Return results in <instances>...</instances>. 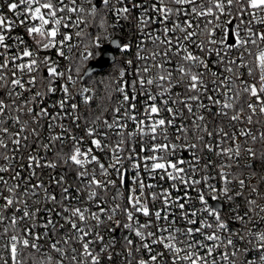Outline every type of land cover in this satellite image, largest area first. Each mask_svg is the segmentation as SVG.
<instances>
[{
    "label": "snow or ice",
    "instance_id": "6c2138e0",
    "mask_svg": "<svg viewBox=\"0 0 264 264\" xmlns=\"http://www.w3.org/2000/svg\"><path fill=\"white\" fill-rule=\"evenodd\" d=\"M0 264H264V0H0Z\"/></svg>",
    "mask_w": 264,
    "mask_h": 264
},
{
    "label": "water",
    "instance_id": "95a60500",
    "mask_svg": "<svg viewBox=\"0 0 264 264\" xmlns=\"http://www.w3.org/2000/svg\"><path fill=\"white\" fill-rule=\"evenodd\" d=\"M112 56H113V53H109V54L106 55L103 52L102 55L96 61H92L91 62V63L97 64V67L93 68L92 72L96 73V72H100V71H103V70L107 69L110 65L113 64ZM102 60H108L109 61V65L104 66V67H100L99 65H100Z\"/></svg>",
    "mask_w": 264,
    "mask_h": 264
},
{
    "label": "trees",
    "instance_id": "16d2710c",
    "mask_svg": "<svg viewBox=\"0 0 264 264\" xmlns=\"http://www.w3.org/2000/svg\"><path fill=\"white\" fill-rule=\"evenodd\" d=\"M101 54H102V52H101ZM117 60H119L118 56H117ZM113 71H114V68L112 65H110L107 69L94 73L93 80H95V81L106 80L110 76V74L113 73ZM89 82L91 83V81H89Z\"/></svg>",
    "mask_w": 264,
    "mask_h": 264
},
{
    "label": "built area",
    "instance_id": "2783aa9c",
    "mask_svg": "<svg viewBox=\"0 0 264 264\" xmlns=\"http://www.w3.org/2000/svg\"><path fill=\"white\" fill-rule=\"evenodd\" d=\"M102 53H103V51H102ZM101 55H102V54H101ZM115 58H116V60H117V56H116ZM118 58L120 59V57H119V56H118ZM52 99L54 100V99H55V97H53Z\"/></svg>",
    "mask_w": 264,
    "mask_h": 264
}]
</instances>
